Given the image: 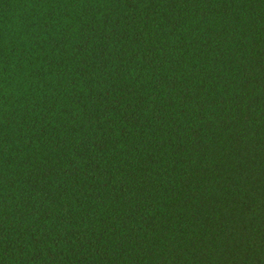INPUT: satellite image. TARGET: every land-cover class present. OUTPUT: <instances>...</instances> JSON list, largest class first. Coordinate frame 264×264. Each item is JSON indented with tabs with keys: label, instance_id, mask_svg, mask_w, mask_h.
Here are the masks:
<instances>
[{
	"label": "trees",
	"instance_id": "obj_1",
	"mask_svg": "<svg viewBox=\"0 0 264 264\" xmlns=\"http://www.w3.org/2000/svg\"><path fill=\"white\" fill-rule=\"evenodd\" d=\"M0 264H264V0H0Z\"/></svg>",
	"mask_w": 264,
	"mask_h": 264
}]
</instances>
